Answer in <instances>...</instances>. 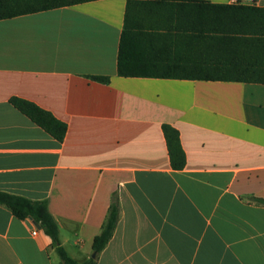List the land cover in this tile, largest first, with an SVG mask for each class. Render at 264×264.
Returning a JSON list of instances; mask_svg holds the SVG:
<instances>
[{"label": "crops", "instance_id": "obj_1", "mask_svg": "<svg viewBox=\"0 0 264 264\" xmlns=\"http://www.w3.org/2000/svg\"><path fill=\"white\" fill-rule=\"evenodd\" d=\"M126 1L0 19V192L46 200L78 262L115 195L118 220L95 264H264V83L118 76ZM11 97L64 122V139ZM164 124L178 131L181 170ZM0 264L60 261L41 227L0 204Z\"/></svg>", "mask_w": 264, "mask_h": 264}, {"label": "trees", "instance_id": "obj_2", "mask_svg": "<svg viewBox=\"0 0 264 264\" xmlns=\"http://www.w3.org/2000/svg\"><path fill=\"white\" fill-rule=\"evenodd\" d=\"M94 0H0V19L56 9ZM116 73L123 77L264 83V7L241 0L211 3L207 0H127L120 35ZM107 82V77H93ZM10 104L57 141L66 124L49 111L18 97ZM171 168L181 170L185 153L178 131L162 126ZM264 205V199L256 200ZM0 204L17 219H32L49 237L60 264H95L97 255L113 234L119 216L112 197L100 232L94 236V257L78 262L61 245L58 227L46 200L0 192Z\"/></svg>", "mask_w": 264, "mask_h": 264}, {"label": "built area", "instance_id": "obj_3", "mask_svg": "<svg viewBox=\"0 0 264 264\" xmlns=\"http://www.w3.org/2000/svg\"><path fill=\"white\" fill-rule=\"evenodd\" d=\"M242 3H246V4H252L255 2V0H241ZM36 232H32V234H35Z\"/></svg>", "mask_w": 264, "mask_h": 264}, {"label": "water", "instance_id": "obj_4", "mask_svg": "<svg viewBox=\"0 0 264 264\" xmlns=\"http://www.w3.org/2000/svg\"><path fill=\"white\" fill-rule=\"evenodd\" d=\"M34 223L36 224L37 228H40V225L38 223H36V222H34ZM91 257H94V253H92Z\"/></svg>", "mask_w": 264, "mask_h": 264}]
</instances>
